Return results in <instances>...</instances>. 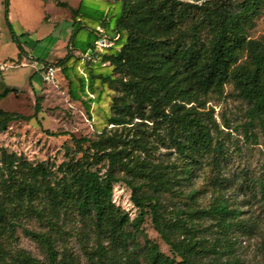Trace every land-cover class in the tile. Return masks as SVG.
Listing matches in <instances>:
<instances>
[{
	"label": "rangeland",
	"instance_id": "rangeland-1",
	"mask_svg": "<svg viewBox=\"0 0 264 264\" xmlns=\"http://www.w3.org/2000/svg\"><path fill=\"white\" fill-rule=\"evenodd\" d=\"M180 1L201 5L205 0ZM60 2L67 3L68 7L58 5L55 0H9L8 10L6 0H0V68L7 67L5 71L0 69V110L31 118L13 122L6 132L0 133V147L30 164L45 163L59 177L58 168L65 162L82 160L90 152V142L118 136L127 140L131 149L135 144L132 140L142 139L150 147V155L133 148L134 155L140 160L151 159L154 164L174 165L178 177L183 178L173 192L165 193L162 198L169 216L177 209L208 210L220 201L234 212L226 220L227 227H222L219 217L200 220L196 215L183 216L202 226L198 237L206 239L207 246L221 245L217 247L219 255L211 254L210 259L264 264V195L261 192L264 136L257 122L249 125V105L238 97L234 84H227L222 93L203 96L206 107L198 110L213 112L217 123L212 130L213 148L216 141L220 145L188 163L190 159L157 139L158 132L162 136L165 133L157 125L140 119L125 126L110 123L114 103L123 94L117 84L105 82L103 76L118 80L120 75L110 62L102 63L99 55L93 53L98 34L99 39L105 37L107 42H114L115 22L122 13L121 0ZM81 5L77 17L81 23L74 26L72 9ZM79 26L75 42L70 44L73 30ZM16 36L24 50L21 57ZM250 37L264 42V13L250 30ZM123 42H118L112 52L119 51ZM68 53L72 57L60 66L57 83L46 82L42 68L56 65ZM246 59L247 53H244L242 60ZM8 89L16 92L2 97ZM38 103L41 111L35 115ZM105 147L112 150L109 145ZM107 164L102 160L98 168L104 172ZM188 167L192 171L190 178L186 172ZM13 190V184H0V205L6 211V218L0 219V264H13L23 255L45 262L47 254L42 236L54 242L60 264H92V260L106 264H146L149 243L172 257L151 216L145 218L139 229L128 227L130 237L124 246L100 237L91 219L81 218L74 212L61 213L49 223L47 218L52 214L42 195L28 203L27 198H15ZM131 194L126 183H119L114 189L113 202L134 220L139 211L131 201ZM43 208L48 215L45 218L38 213ZM31 232L41 237H34Z\"/></svg>",
	"mask_w": 264,
	"mask_h": 264
},
{
	"label": "trees",
	"instance_id": "trees-1",
	"mask_svg": "<svg viewBox=\"0 0 264 264\" xmlns=\"http://www.w3.org/2000/svg\"><path fill=\"white\" fill-rule=\"evenodd\" d=\"M55 1L68 7L67 3ZM121 2L122 13L115 22L114 44L96 51L98 34L93 53L99 55L102 63L110 62L120 75L118 80L103 76L105 82L117 84L123 94L114 103L111 124L125 126L136 119L151 122L165 131L163 136L158 132L157 139L176 149L191 163L195 156L210 153L220 145L216 141L213 148L212 130L217 127L213 112L198 110L206 107L203 96L222 93L227 84L233 83L238 97L249 105V125L257 122L264 136V42L250 37V30L264 13V0H205L201 5L180 0ZM6 6L9 10V0ZM81 9L82 5L72 9L74 26L81 23L77 19ZM80 29L81 26L73 30L70 44L75 42ZM15 39L21 57L24 50L20 38ZM121 41L124 42L120 50L112 52ZM244 53L247 59L243 61ZM71 57L68 53L56 65L49 64L42 70L46 74L50 66L60 69ZM14 92L16 90L8 89L2 97ZM40 111L38 103L35 115ZM30 119L0 110V133L6 132L13 122ZM132 142L135 144L131 149L130 143L118 136L90 142V152H86L82 160H71L58 168L59 177L45 163L30 164L0 147V184H13L14 197L27 198L28 203L42 195L52 215L46 214V208L38 213L44 218L48 216L49 223L61 213L74 212L81 218L91 219L100 237L124 246L130 237L128 227L139 229L145 218L151 216L172 257L165 256L155 244L149 243L146 264H242L239 260L210 259L211 254L219 255L217 247L221 245L207 246V240L198 237L202 226L197 225L196 220L183 218L186 214L196 215L200 220L219 217L222 227H227L226 220L234 213L228 205L220 201L208 210L177 209L169 216L162 198L165 193L173 192L183 178L178 177L174 165L140 160L132 149L138 148L150 155V147L142 139ZM102 160L108 163L104 172L98 168ZM186 172L190 178L191 168ZM119 183H126L132 191L131 201L139 211L134 220L113 202L114 189ZM261 192L264 195V185ZM193 197L191 194L190 198ZM5 213L0 205V219L6 218ZM31 235L41 237L32 232ZM42 239L47 254L45 262L23 255L13 264H60L54 242L44 236ZM177 258L181 261L177 262ZM92 264L106 263L92 260Z\"/></svg>",
	"mask_w": 264,
	"mask_h": 264
},
{
	"label": "built area",
	"instance_id": "built-area-1",
	"mask_svg": "<svg viewBox=\"0 0 264 264\" xmlns=\"http://www.w3.org/2000/svg\"><path fill=\"white\" fill-rule=\"evenodd\" d=\"M101 37V36H100ZM118 39V38H116ZM114 42H107L106 38L104 37L103 39H99L96 42V46L98 49H102L105 46H112ZM2 71H5L7 69L6 66H3L0 68ZM60 71V69L55 68L53 66H50L48 68L47 73L45 74V81L48 82L49 84H56L57 83V73Z\"/></svg>",
	"mask_w": 264,
	"mask_h": 264
}]
</instances>
